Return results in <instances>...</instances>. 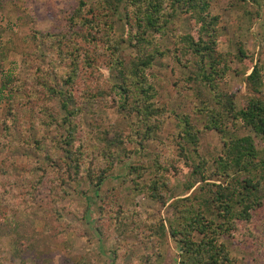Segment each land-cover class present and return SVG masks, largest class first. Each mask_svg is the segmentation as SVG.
I'll return each mask as SVG.
<instances>
[{
    "label": "trees",
    "instance_id": "trees-1",
    "mask_svg": "<svg viewBox=\"0 0 264 264\" xmlns=\"http://www.w3.org/2000/svg\"><path fill=\"white\" fill-rule=\"evenodd\" d=\"M217 1L221 0H76V6L64 16L65 32L46 34L35 42L36 46L46 44L50 51L47 58L55 64L53 81H45L43 73L34 75L35 91L27 92L15 77L1 75L0 100L3 92L18 93L25 98L27 108L20 114L10 102L4 108L0 151L15 138L17 128L21 142L33 147L41 158L29 164L40 190L24 188L25 197L18 208L32 206L42 190L50 191L52 200L59 199L65 186L82 178L97 190L112 167L130 156L132 152L124 147L130 140L119 132L121 128L108 125L89 134L78 124L83 113H95L96 102L108 107L113 98L116 113L133 118L131 133L139 147L138 159L127 170L132 191L164 205L166 193L172 188L170 174L181 164L187 173L185 191L196 186L190 195L171 203L175 218L167 228L159 217L143 221L144 228L137 238L140 244H149L152 251L131 264H155L165 236L178 248L177 264H237L219 239L251 245L259 239L253 212L264 207V71L260 63L251 66L243 78L249 98L236 107L233 95L224 87L225 78L230 64L245 56L239 48L236 55L217 51L220 19L209 13L210 4ZM230 1L264 9V0ZM176 13L189 17V33L170 31ZM115 15H121L123 35L113 33ZM122 45L133 51L128 60L118 57ZM12 50L9 42L0 47V74ZM106 56L110 58L107 66L113 81L105 77L99 85L95 82L99 77L97 58ZM162 58H170L174 66L187 71L183 80L187 89L196 90L192 113L198 117V124L188 114L177 115L158 101L154 69ZM77 79L83 86L79 102L74 99ZM171 118L175 120L173 131L165 142H159L156 152H148L146 143ZM25 124L30 127L28 134ZM52 125L62 133L50 138L46 151L43 136L37 133L32 137L29 133ZM206 132H214L219 140L210 165L196 151L198 134ZM145 174L148 180L140 183ZM7 196L13 198L15 194ZM0 199L8 206L6 197ZM106 201L112 204L110 199ZM97 211L100 217L108 214L113 226L122 224L120 217L110 215L107 208L97 207ZM100 227L96 230L102 243L109 231L102 233ZM109 252L111 264H120L122 248ZM81 264L86 262L81 260Z\"/></svg>",
    "mask_w": 264,
    "mask_h": 264
},
{
    "label": "rangeland",
    "instance_id": "rangeland-1",
    "mask_svg": "<svg viewBox=\"0 0 264 264\" xmlns=\"http://www.w3.org/2000/svg\"><path fill=\"white\" fill-rule=\"evenodd\" d=\"M75 6L76 0H0V47L9 42L13 49L3 63L0 79L2 74L11 75L23 83L22 87L27 92L35 91V86L32 85L34 75L43 73L45 81H53L52 66L55 64L53 59L47 58L50 51L46 44L40 43L36 46L35 42L46 34L54 36L64 33V16ZM209 13L219 16L220 19L217 51L236 55L239 48L244 53V59L230 64V72L224 84L227 92L233 95L236 107H241L250 95L243 82L244 76L256 63H260L264 71V9L255 10L248 3L221 0L210 4ZM121 19V15L112 18L113 33L116 35L125 33ZM189 20L186 14L176 13L169 25L170 31L189 33ZM132 54V49L122 45L118 57L128 60ZM97 59L99 77H96L95 82L101 85L105 77L113 81V73L107 66L109 56ZM168 59L170 58H162L160 66L154 69L158 101L173 109L177 115L188 114L191 121L198 124V117L192 113V106L197 100L196 90L187 89L188 86L183 80L187 71L174 66ZM80 80L77 79L74 88V99L77 102L80 100L78 94L83 88ZM37 97L42 99L41 94ZM8 103L16 114L27 108L23 96L3 92L0 100V121L5 118L4 108ZM94 107L95 113H83L78 118L80 129L93 134L106 129L108 125L121 128L119 132L127 134L130 140L124 147L132 152L128 158L112 167L97 190L91 188L82 178L65 186L63 195L59 199L53 197L52 200L53 194L42 190L43 186L42 191L33 199V205H25L21 210L18 206L25 197L24 188L31 186V189L40 190L30 173L29 164L41 161V158L33 147H27L21 142L17 128L15 138L0 151V197H6L9 202L7 206L0 199V264H81V260L86 264H111L109 251L115 248H122L120 264H131L152 251L149 244H140L137 238L140 229L144 228L143 221L159 217L167 228V223L175 218L171 203L190 195L196 188L194 186L190 191L183 188L187 173L181 164L170 174L172 188L166 193L164 205L133 192L127 177L128 166L138 159L139 150L135 136L131 133L133 118H123L124 116L116 113L113 98L109 99L108 107L103 106L101 101L96 102ZM174 124L173 118L167 120L153 140L146 143V150L150 153L156 152L160 147L159 142H165L173 131ZM24 126L25 134H28L30 127L26 124ZM37 133L43 136L41 142L47 151L50 138L62 131L52 125L41 126L39 131L33 130L29 134L33 137ZM2 134L0 125V136ZM197 137V153L210 161L218 152L217 135L206 132L199 133ZM163 150L164 147H161V151ZM210 163L211 161L209 165ZM148 178V175H143L140 183L146 182ZM12 192L15 197L7 196ZM107 198L112 204H108ZM97 207H105L110 215L114 213L119 216L122 224L113 226V222L108 220V214V217L99 216ZM253 219L254 231L259 236L258 244H238L225 237L219 239L237 264H264V207L253 212ZM134 224L137 225L136 231H133ZM97 226H101L102 233L109 231L102 243ZM160 243V257L155 264H177L179 252L176 244L168 236L163 237Z\"/></svg>",
    "mask_w": 264,
    "mask_h": 264
}]
</instances>
